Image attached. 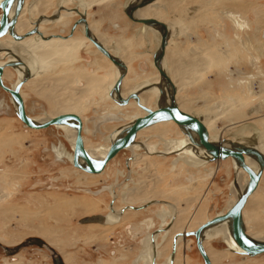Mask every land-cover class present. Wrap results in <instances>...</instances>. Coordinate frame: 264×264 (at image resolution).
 Masks as SVG:
<instances>
[{
  "label": "rangeland",
  "instance_id": "1",
  "mask_svg": "<svg viewBox=\"0 0 264 264\" xmlns=\"http://www.w3.org/2000/svg\"><path fill=\"white\" fill-rule=\"evenodd\" d=\"M61 1L28 0L26 9L38 4L35 17L39 13L51 16L59 9ZM86 1H89L88 18L97 27L98 37L104 38L108 46H115L121 40L126 42L124 53L118 50L132 59L128 82L134 79L140 81L145 74L136 73V70L139 71L138 63L143 59L138 53L144 51L146 46L144 40L140 41L139 24L133 22L125 11V4L129 0ZM77 3L78 0H68L66 4L75 6ZM150 4H153L151 12L157 13H150L151 17L161 18L175 26L171 48H182L181 59L187 65L195 64L193 67L186 66L185 88L179 93L186 102V109L196 113L204 110L209 127L213 130L212 138H231L247 143L259 132L263 139L260 147L264 152V0H158ZM230 11L242 14L249 22L250 29L238 30L227 16ZM29 15V10H26L23 17L27 19ZM79 17H70L66 26L48 23L49 32L68 34ZM77 30L80 38L85 37L81 27ZM3 42L11 46L13 40L8 37ZM153 43L154 49L156 43ZM58 44L50 42L43 46L56 48ZM78 48L62 56L63 61L56 55L45 60L37 56L40 69L23 87L26 109L29 115H35L33 117L82 112L86 146L93 147L89 145L101 143L99 146H103L108 144L112 133L129 122L124 118L125 114L120 113L122 107L115 109L116 106L112 105L114 100L105 99L108 84L115 78L116 67L111 62L106 63L97 58L99 56L90 47H83L73 56L77 59L69 63L73 59L71 54ZM146 58L151 61V55ZM96 59L101 66L96 74H106L107 80L99 92L92 87L79 92L78 87L87 85L81 72L87 74L97 69ZM211 61L214 62L212 65ZM68 77L73 80L69 86L61 83ZM15 79L14 76L8 84H13ZM232 120H236V123L229 126ZM161 130L154 128L143 131L138 140H147L160 150L164 147L165 138L177 136L173 127L166 129V133ZM4 139L8 141L5 140L7 142L2 147L4 152L0 153V173L6 174V182L2 185L7 199L3 204L16 210L7 214L10 216L6 224L0 219V234L10 241L3 242L14 248L30 237H39L50 246L28 245L21 248L15 258H8L7 255L11 254L6 252L4 244H0V264H7L6 261H16L17 264H55L51 248L56 253L60 252L63 260L66 261L65 256L68 257L70 262L66 261V264H133L140 257L143 245L144 252L148 253L145 243L150 239V232L163 225L159 213L168 209L165 218L171 219L173 216L171 206L165 204L172 203L185 218L182 226L193 225L188 228L193 231L196 229V213L203 210L205 219H211L227 212L232 197L231 184L237 178L235 163L231 159L197 166L199 163L188 159L189 156L179 157L181 155L171 153L167 156L155 155L153 158L144 156L143 160L133 163L131 148L122 150L110 161L104 172L89 175L75 167L70 160V155H74L73 146L61 127L36 130L25 126L18 119L9 94L0 88V142ZM184 159L188 162L182 164ZM139 186L153 189L158 196L128 200L123 195L126 190ZM55 198L76 199L82 202V206L63 208L55 212L54 217L49 206L55 203ZM146 200L163 201L148 206L147 210H129L124 218L126 220L112 227L82 222L85 217L107 215L114 201L116 209H120L137 206ZM86 203H90L89 207L83 205ZM244 213L248 233L264 236V174ZM109 217L119 216L112 212ZM37 225L56 229L52 236L56 245L38 232ZM94 235H98V238H94ZM170 237V232L161 234L158 248L171 247ZM177 243L181 250H177L174 264H204L194 236H184ZM207 246L214 250L227 249L222 238L209 239ZM166 249L158 263L166 261L169 252ZM219 253L217 255L223 254ZM146 259L145 256L142 258L143 264H149ZM214 264H264V253L245 258L230 252L228 257L217 259Z\"/></svg>",
  "mask_w": 264,
  "mask_h": 264
},
{
  "label": "bare ground",
  "instance_id": "2",
  "mask_svg": "<svg viewBox=\"0 0 264 264\" xmlns=\"http://www.w3.org/2000/svg\"><path fill=\"white\" fill-rule=\"evenodd\" d=\"M77 1V0H76ZM146 1H150V0H133L132 2H130L126 7H125V11L126 13L129 15H131L133 18L135 19H155V18H145V15L148 14L147 12H149L150 10L148 8H145V7H139V4L142 3V2H146ZM156 2L158 0H155ZM154 1V3H156ZM17 2V3H16ZM68 2V0H63L61 2V6H68L66 3ZM89 2V1H88ZM86 0H78V3L76 5H79V7L81 8H86L87 6L89 7V3H88ZM24 3H25V0H24ZM70 3V2H69ZM1 4V2H0ZM148 5H151V4H148ZM147 5V6H148ZM153 5V4H152ZM38 7V6H37ZM13 10H12V9ZM24 6L22 7L21 9V12L23 14L24 10H23ZM143 8V9H142ZM145 8V9H144ZM19 9V5H18V0H15L12 5L10 6V10H12L11 14H15V12ZM63 8L59 7V9L57 10L58 12L61 11ZM1 10V8H0ZM23 10V11H22ZM85 10V9H84ZM56 11V12H57ZM57 12V13H58ZM73 12H76L80 15H83L85 16L86 18V21L87 22H83L82 24L78 25L74 32L71 34V31H72V28H71V31H70V34L68 36H64L62 34H51L50 36H45L39 29V31L41 32V34H33L34 36L30 35L28 36L27 38H24L22 40H15L13 38V42H14V45L11 46V47H8L6 45H4V42L2 41L1 44H0V47L1 49H5L9 52V55L11 57V59L17 57L20 58L24 63H20V62H13V61H8L6 62L5 64H3L4 66L6 67H11V68H19L21 69L24 73H25V77L22 78V79H19L17 84H19L22 80H25L28 78V80L26 82H28L32 76H33V73H30L29 69L30 70H33L35 69V72H38L39 69H40V62H39V58L37 57L38 55L41 57L40 59L42 60H45V59H50L52 56L51 55H57L58 57H62V56H66L67 53L71 50H76L78 47H79V42L77 40H74L72 42H64L62 41V38H65V37H72L75 33V31L81 27V25H84V36H86L85 34V30H86V25H88L92 35L94 36V38L99 42L101 43L98 38L96 37V35L94 34L95 32H93L91 28V24L89 25V22H88V19H87V16L85 13H81L79 12L78 9H73ZM242 15V14H241ZM240 15V13H235V12H227V16L231 19V21H233L235 27L238 29V30H245V29H250V24L248 21H246L242 16ZM261 15V14H260ZM143 16V17H142ZM54 17H52L53 19ZM61 20L63 19V16L60 17ZM80 18V17H79ZM130 19L135 22V23H139V24H142L143 25V28L141 29L140 32H143L145 34H147L149 37V40L150 39H153L156 43L160 44L159 47L157 48V50L153 53V56L155 55V57H158L160 56L161 54V47H162V44L164 43L165 44V50H166V47L168 45V41L170 39V35H171V28H170V25L164 21H161L159 19H156V20H153L152 23L150 24H143V23H140V22H136L135 20H133L131 17ZM41 22V19L38 20V22L36 21L34 23V26L35 28L37 27L38 28V25L39 23ZM164 24H167V28L163 25ZM32 24V23H31ZM148 26V27H147ZM30 28V24H28L27 21H23L21 20V18L19 19V22L16 26V30L18 32V34H24V33H21L22 31L24 32L25 30H28ZM261 28V27H260ZM42 31L44 32V30L46 28H41ZM92 29V30H91ZM174 30V29H173ZM259 30V29H258ZM261 30V29H260ZM166 34V35H165ZM8 35V34H7ZM35 35H38V37H35ZM165 35V36H164ZM6 36V35H5ZM48 38L49 39H53L54 37L55 38H61L59 39L60 41H58L60 44H58V47L56 48H50V47H47V46H43V44L45 45L46 43H50L52 41H47V40H43L45 38ZM75 38V37H74ZM88 38V37H87ZM100 38V37H99ZM90 40V38H88ZM64 40V39H63ZM69 40V39H68ZM71 40V39H70ZM101 40V38H100ZM162 40V41H161ZM92 42V41H91ZM93 43V42H92ZM94 44V43H93ZM102 44V43H101ZM124 43L120 42L118 43L117 45L115 46H108L106 45V47L108 49H110L112 51V53H116L114 55L118 56L119 54V46H122ZM263 44V43H262ZM95 45V44H94ZM103 45V44H102ZM104 46V45H103ZM105 47V46H104ZM97 48V47H96ZM98 49V48H97ZM99 50V49H98ZM165 50H164V55H165ZM1 51V50H0ZM93 51L95 54H97V58H100L102 60H106L103 53L101 52H98L97 50H91ZM90 51V52H91ZM110 51V52H111ZM2 54V53H1ZM6 55V54H4ZM8 57V56H7ZM120 57V56H118ZM108 58V57H107ZM121 58V57H120ZM5 59V58H4ZM16 59V58H15ZM68 59V58H66ZM109 59V58H108ZM122 59L124 60V57H122ZM110 60V59H109ZM164 56L163 58L160 60V64H161V67H162V70L165 72L166 76L168 75L167 71H166V60H164ZM111 61V60H110ZM71 62V61H69ZM97 62L98 66H97V69H95L94 71H91L93 72V74L90 72V73H87L85 74V72H81L82 74V77L85 79L84 81H86V86H82V87H78L77 89L79 90V92L81 91H86V89L88 88H91L92 89H96V91L102 89L105 81L107 80L106 78V75H100V74H96L97 72L95 71H98L101 66H99V61L98 59H96L95 63ZM106 62V61H105ZM107 62H109L107 60ZM106 62V63H107ZM125 62V60H124ZM126 63V62H125ZM65 64V63H63ZM116 65V64H114ZM127 65V64H126ZM28 66V67H27ZM117 66V65H116ZM5 67V68H6ZM95 67V66H94ZM192 67V66H191ZM117 71V70H116ZM11 72V71H10ZM16 72V71H15ZM17 72L19 73V77L22 76L21 72L19 70H17ZM125 72V76H124V79L125 77L127 76L128 74V65H127V69L124 70ZM96 75H95V74ZM121 73V69L119 68V75ZM160 73V72H159ZM93 75V76H92ZM118 75V77H119ZM18 76V75H17ZM102 76H105L102 77ZM169 76V75H168ZM117 77V79H118ZM21 78V77H20ZM67 79H71V77H68V78H65L62 80L61 83H64V85H67L69 86V84L72 83V79L71 81L67 80ZM123 79V81H124ZM123 81H122V85H123ZM25 82V83H26ZM24 83V84H25ZM16 84V85H17ZM23 84V85H24ZM61 85V84H60ZM156 87L159 88V91H160V97L163 98V96L165 95L164 94V86L166 88L169 89L170 93L172 94L173 93V89L172 87L168 84V82L166 81V78L165 77H161L160 75V83L159 84H156L154 85ZM23 87V86H22ZM145 87V86H144ZM14 88V87H13ZM22 89V88H21ZM114 90V89H113ZM112 90L111 92V97L112 99L115 101V103H117L116 101V93ZM99 92V91H98ZM142 92H146L145 91H142ZM106 93H107V90H106ZM105 93V94H106ZM132 92H130L131 94ZM176 93H177V90H176ZM170 94V95H171ZM22 96L24 97V94H23V91H22ZM107 96V94H106ZM171 97V96H170ZM13 98V97H12ZM103 99V98H102ZM172 98H170V101H171ZM199 100V99H198ZM131 101H135L136 100H130L129 104L131 103ZM137 103V102H136ZM141 103H143L142 99H141ZM170 103V102H169ZM168 103V104H169ZM176 103L178 104L177 102V99H176ZM59 104V103H58ZM62 104L61 106L64 107V104L63 103H60ZM118 104V103H117ZM128 104V105H129ZM166 103H163L162 101L159 102V105L156 107H160V106H164V105H168ZM119 106H122V107H125V106H128V105H120L118 104ZM138 107L140 108L139 104L137 103ZM145 105V104H144ZM180 105L184 108H187L185 107L186 105V102L185 101H181L180 102ZM147 106V105H146ZM179 106V104H178ZM200 107V106H199ZM154 108V109H156ZM195 108V107H194ZM61 109H65V108H61ZM142 109V108H140ZM181 109V108H180ZM27 110V109H26ZM143 111V110H142ZM184 111V110H183ZM15 112H16V102H15ZM65 113V112H63ZM17 114V113H16ZM61 114V113H59ZM191 114L197 116L198 118L202 119L203 122H205V124L207 125L208 129H210L209 127V124H208V121L205 120L206 118L200 114H196L195 112H192ZM58 114H56L55 116H57ZM18 116V115H17ZM54 116V117H55ZM19 118V117H18ZM51 118H53V116H44V117H33V119L37 122H44V121H47V120H50ZM20 119V118H19ZM83 119V118H82ZM208 119V118H207ZM134 120V119H133ZM132 120V121H133ZM132 121L128 122V124H126L125 126L129 125ZM83 123H84V120H83ZM159 123V122H158ZM157 124V123H156ZM169 124H175L174 121L170 120V121H166V122H160L157 126L153 127L158 129V130H161L162 129V126H169ZM177 124V123H176ZM175 124V125H176ZM52 126H56L57 127H61L64 131H65V137H67L69 140H71V143H72V146H73V150H74V141L76 142L75 140V136H76V130L75 128H73L72 126L70 125H66V124H61V125H52ZM124 126V127H125ZM153 126V125H152ZM177 127L179 126L178 124L176 125ZM28 127V126H27ZM51 127V126H50ZM122 127L121 129H119L118 131L112 133L110 135V141L108 139L107 143L108 144H105L103 146H99V147H87L86 144H85V147H87L88 151L90 152V154H92L94 157H97V158H103L107 152L109 151L110 149V146L112 144V142L118 138V136L120 135V133L122 132L123 128ZM151 127V126H150ZM30 128V127H29ZM180 130L181 131H177V133L179 134V137H176V138H171L170 140H166L164 142V147H162V149H158L156 146L152 145V147L155 149L154 151L152 152H148L147 154L146 153H139L138 156H136V158H134V162L133 163H136V162H139L140 160H143L144 159V156H151L152 158L154 156L152 155H149V154H155V155H164V156H167L171 153H175L177 156L181 155V156H189L191 157L193 160H197V161H200L201 164H196L197 166L199 165H206V164H210L211 162H218V161H223V160H227V159H231L232 161H235V164H236V172H237V178H236V181H234L232 184H231V187H232V197H231V200L229 202V207H228V210L237 202V200L241 197V195L246 191L247 189V186H248V183H249V175L248 173L240 166V164L235 160L233 159L232 157H229V158H226V159H222V160H218V161H211L210 160V154L208 153V151L203 148L202 146H199L195 143V140H197V134L192 131V130H187V129H183L182 127H180ZM30 129H34V128H30ZM36 130H41V129H36ZM166 129H162L161 131H165ZM178 130V129H177ZM257 132L259 131L258 129H256ZM83 131H84V127H83ZM64 133V132H63ZM84 136V134H83ZM260 133L258 132L257 133V136L254 137L252 140L248 141L247 143H242L238 140H233V139H229V138H222V139H219V138H211L212 141L214 142H220L222 144H224L225 146L227 147H230V148H236L237 146L239 147H242V148H246V149H251L252 152H249V153H245V161L246 163L251 166L253 169H255L256 171H259L260 170V163H261V159L257 156V153H261L263 156H264V152L261 150V147L260 145L263 143V139L260 137ZM165 139H168V138H165ZM7 139H4L3 141L0 142V153H3L4 152V148H2L6 142L8 141H5ZM84 143H85V139H84ZM147 144V143H146ZM141 148L143 147V145H141V143L139 142H134L130 147H128L127 149L129 150L130 148L133 150V152L135 153V150L136 148ZM150 148V147H149ZM152 149V148H150ZM126 150V149H124ZM151 151V150H150ZM135 156V155H134ZM71 159V161H73V158L74 156L73 155H70L69 157ZM62 159V158H60ZM80 162L82 163V160L80 159ZM73 163V162H72ZM189 165V164H188ZM108 166V165H107ZM106 166V168H107ZM136 166V165H135ZM105 168V169H106ZM77 169V168H76ZM79 170H81L80 168H78ZM147 169V168H146ZM84 171V170H82ZM86 172V171H85ZM104 172V171H103ZM88 173V172H87ZM93 174V173H91ZM100 174V173H99ZM263 174H264V171H263ZM5 176L6 174H2L0 173V219L3 220V223L6 224L9 216L7 214H10L12 211L14 212L16 210V208L14 209L13 207H6L4 206L3 204V201H5L7 199V195L5 194L4 192V187L2 185V183H5L6 181L4 180L5 179ZM263 177V175H262ZM142 183V182H141ZM260 184V183H259ZM146 187V185H145ZM259 187V186H258ZM258 189V188H257ZM256 192V191H255ZM254 192V193H255ZM253 193V194H254ZM252 194V195H253ZM123 195L128 199V200H132V199H136V198H147V197H157L158 196V193L154 192L153 189L151 190H147L145 188H143L142 186H139V187H132L130 188L129 190H126L125 192H123ZM252 195L249 197L248 201H247V204L246 206L251 202V198H252ZM162 200H158V201H152V202H149L147 205L145 206H141V207H134V206H127V209L126 210H133V209H138V208H147L151 203H159L161 202ZM113 203V202H112ZM53 205L49 206V211L51 213L52 216L55 217V214L63 209V208H69V209H75L77 207H80L82 206V202H80L79 200H76V199H60V198H55V203H52ZM85 207H89L90 203H86V204H83ZM169 205L171 206H174L172 203H170ZM245 206V207H246ZM112 208V206H111ZM125 209V208H124ZM123 210H120L119 209H116V206L114 207V213L116 214H119V213H122ZM245 209V208H244ZM227 210V211H228ZM56 212V213H55ZM128 211H125L123 216H121L123 219L125 218V215L127 214ZM204 211H200L199 213H196V228L200 225H202L203 223L206 222V220H209V219H205L204 217ZM226 213V212H225ZM224 214V213H222ZM120 215V214H119ZM220 215V214H218ZM96 216V215H95ZM183 216V215H182ZM181 216V212L177 210L176 214H175V218L172 219L171 223L172 226H171V230H173V232H177V233H174V234H171V239L173 237H175L177 234L179 233H183V236H178L177 237V242L179 241V238H183L184 236H186L184 233L188 232V228L192 227L191 225H188L187 227L185 226H182V222L184 221V217ZM243 216H244V224H245V229H246V232L248 231L247 230V227H246V219H245V213L243 211ZM58 218V216H56ZM195 218V217H194ZM117 220L116 219H112L111 221L109 220V216L108 215H104V219L101 220V221H97V222H84V223H90V224H95L97 225L98 227H107L108 226H111L114 225L115 221ZM120 220V219H119ZM193 220V218H192ZM58 221V220H57ZM174 221V222H173ZM193 222V221H192ZM38 227V225L36 226ZM35 227V228H36ZM38 232L43 234V235H46L47 238L49 239L48 241L51 243V244H55L52 236H54L55 232H56V229L54 227H47L46 225H41L38 227ZM105 231V229H103ZM2 231V227L0 226V233ZM94 231V230H93ZM37 232V233H38ZM94 233V232H93ZM98 233V232H97ZM6 234V233H5ZM40 234V235H41ZM99 235V234H98ZM98 235H94V238H98ZM248 235L255 241H263L264 242V236H262L261 234L259 233H255V234H250L248 233ZM100 236V235H99ZM187 237V236H186ZM201 238L204 242V245L206 247V250L212 260V262L214 263L215 260L217 259H223V258H226L228 253L226 254H222V255H217V254H220L219 252H217V250L213 249L212 247H209L207 246V243H208V240L209 239H212V238H222V240H224V242L228 245V250L229 252H236L238 254H241V255H244V256H250V255H246L243 252V250L239 247V245L237 244L236 240L234 239V237L232 236V233H231V220L230 219H227V220H224L222 222H218L216 224H213V225H210L208 227H206L202 233H201ZM0 240L1 241H4L6 243H9L7 241V239L3 236H1L0 234ZM152 240H153V237H152ZM45 241V240H44ZM171 240H169L170 242ZM46 242V241H45ZM177 242H176V249H177ZM47 243V242H46ZM46 245H49V244H46ZM56 245V244H55ZM50 246V245H49ZM173 246H174V240H173V244H172V252L170 254V264H171V259L173 258V264H174V260H175V257H176V251L175 253L173 254ZM54 249V248H53ZM166 249V248H165ZM165 249H160L159 252H158V255L157 257H160L162 256L165 252L164 250ZM168 249V248H167ZM166 249V250H167ZM52 250V249H51ZM167 252V251H166ZM260 255V254H259ZM164 256V255H163ZM257 256V255H256ZM66 261L68 262L69 259L68 257H66ZM124 258V257H122ZM7 264H17V262H11V261H6ZM70 262V261H69ZM151 263L152 264H156L155 263V260H154V257H153V260L151 259ZM101 264H104V263H101Z\"/></svg>",
  "mask_w": 264,
  "mask_h": 264
},
{
  "label": "water",
  "instance_id": "3",
  "mask_svg": "<svg viewBox=\"0 0 264 264\" xmlns=\"http://www.w3.org/2000/svg\"><path fill=\"white\" fill-rule=\"evenodd\" d=\"M15 0H2L0 4V8L2 10V15L0 17V39L5 35L9 34L15 40H22L33 34H41L38 28H33L26 32L25 34H18L15 30L16 23L18 21V17L20 15L21 9L24 6V0H18L19 9L15 12L13 16L10 15V6ZM155 0H150L146 2H142L139 4V7H145L148 4L154 2ZM136 22H140L143 24H150L153 20L156 19H135L130 14L128 15ZM83 22H87L85 16L80 15L73 26L71 34L74 32L75 28L82 24ZM163 25L167 28V24ZM85 34L90 40L95 44V46L105 55L107 56L114 64H116L120 69L121 73L114 85V92L116 93V101L120 105H128L130 100H136L139 104L140 108L145 112L144 115H141L135 118L129 125L125 126L118 136L115 139L107 154L103 158L94 157L90 152L86 149L84 143L83 136V119L82 117L74 112L61 113L57 116L51 118L50 120L44 122L35 121L27 112L25 100L21 94V88L23 84L28 80H22L19 84H17L14 88L5 84L3 75L5 71L4 65H0V87L5 91L9 92L16 102V113L20 120L28 127L34 129H46L52 125H61L66 124L70 125L76 130V142L74 146V158L73 165L81 170H84L88 173L99 174L102 173L106 166L113 160L122 150L130 147L138 137V133L148 128L158 122L162 121H174L180 127L187 130H192L197 134V140L195 143L199 146L205 148L210 154L211 161H218L222 159H226L232 157L235 159L240 166L248 173L250 179L247 186L246 191L241 195V197L237 200V202L224 214L216 215L213 218L207 220V222L200 225L196 230L188 231L185 233L186 236H194L196 240L197 248L203 258L204 264H213L212 260L206 250L204 242L201 238L202 231L213 224L218 222H222L224 220H231V233L234 239L236 240L239 247L243 250L242 253L250 256H256L264 253V242L263 241H255L253 240L245 229L244 224V216L243 211L247 204L249 197L257 190L259 183L262 179L263 171H264V156L261 153H257V156L261 159L260 170L256 171L251 166H249L245 161V153L252 152L251 149H246L237 146L236 148H230L225 146L220 142H214L210 138V132L207 125L203 122L202 119L197 116L185 112L176 103V86L172 81L170 76H166L165 72L162 70L160 60L164 56L165 44H162L161 54L158 57L154 56V62L156 67L158 68L161 77H165L168 84L172 87L173 93L171 94V101L168 105L160 106L156 109L148 107L141 103V98L138 92L134 91L129 94L127 97H124L122 94V81L125 76L124 70L127 69V65L124 60L112 52H110L106 47H104L101 43H99L94 36L92 35L88 25H86ZM166 35V34H165ZM164 35V36H165ZM49 39V37L45 38ZM82 160V163L80 162ZM104 219L102 215H96L91 217H85L82 219V222H97ZM183 236V233H179L174 237V246H173V254L176 251V242L177 237ZM1 244V243H0ZM46 245L47 243L39 237H30L26 241L22 242L20 245L9 248L5 246L6 252L9 254L15 253L19 251L21 248L28 245ZM51 248V247H50ZM55 255L57 253L53 248H51ZM55 264H65L61 259H57L54 261ZM171 264H173V258L171 259Z\"/></svg>",
  "mask_w": 264,
  "mask_h": 264
},
{
  "label": "flooded vegetation",
  "instance_id": "4",
  "mask_svg": "<svg viewBox=\"0 0 264 264\" xmlns=\"http://www.w3.org/2000/svg\"><path fill=\"white\" fill-rule=\"evenodd\" d=\"M0 2H2V0H0ZM17 3V2H16ZM28 5V0H25V3H24V8H23V10H24V12L26 11V10H29V12H30V15H29V17L26 19V18H24L23 17V15H24V12H23V14L22 13H20V15H19V17H18V21H17V23H16V26H17V24H18V22H19V19L21 18V20H22V22L23 21H27L28 22V24H30V28L28 29V30H26V32H28L29 30H31V29H33V28H35V26H34V23L37 21L38 22V20H40L41 19V22L39 23V25H38V29L45 35V36H50V34H48L49 33V26H48V23L50 24H62V25H65L69 20H70V17H72V16H74V15H79L78 13H76V12H73V9H78L79 10V12H81V13H85L86 14V16H88L87 15V8H88V6L86 7V8H81V7H79V5H75V6H71V7H69V6H61L60 5V7L61 8H63L61 11H57V12H55L53 15H51V16H49V15H46L45 13H43V14H39L38 16H36L35 17V15H36V13L37 12H35V10L37 9L38 10V8H37V6H36V4H33V5H30L29 7H28V9H26V6ZM12 9V8H11ZM14 9V8H13ZM12 9V10H13ZM85 9V10H84ZM12 10H10V15L11 16H13L14 14H11V12H12ZM22 10V11H23ZM1 15H2V10H0V17H1ZM61 16H63V19L61 20ZM52 17H54L53 19H52ZM145 18H151V17H145ZM25 19V20H24ZM32 23V24H31ZM169 24V23H168ZM170 25V24H169ZM16 26H15V30H16ZM45 27H47V29L46 30H44V32L42 31V29L41 28H45ZM148 27V26H147ZM81 28H82V33L84 34V25H81ZM170 28L172 29L173 27H172V25H170ZM92 30V29H91ZM93 31V30H92ZM16 32H17V30H16ZM26 32H22V33H26ZM94 32V31H93ZM18 33V32H17ZM95 34V33H94ZM143 34V36L141 35V38L144 40V39H148L149 40V36L147 35V34H145V33H142ZM96 35V34H95ZM32 36H34V35H32ZM8 37H10V38H12V40H13V37L12 36H10L9 34L8 35H6V36H4V37H2L1 39H0V44H1V42L2 41H5ZM35 37H38V35H35ZM75 37V38H74ZM96 37L98 38V40L106 47V45H108V43H107V41L106 40H104V38H101V40H100V38L98 37V35H96ZM102 37V36H101ZM27 38V37H26ZM59 39H61V38H53V39H49L50 41H52V43H54V44H57V43H59L58 41H60ZM64 39V40H63ZM69 39V40H68ZM71 39V40H70ZM43 40H47V41H49L48 39H43ZM74 40H78V42H79V48H78V50L77 51H75L74 53H72L71 54V57L73 58V56L75 55V53H77V52H79L83 47H90L92 50H97L98 52H100L97 48H96V46L91 42V40H89L87 37H83V38H80V34H79V32H78V30H76L75 31V33H74V35L72 36V37H65V38H62V41H64V42H72V41H74ZM104 42H103V41ZM14 41V40H13ZM150 41V40H149ZM162 41V40H161ZM106 44V45H105ZM5 45V44H4ZM14 45V42H12V45L11 46H13ZM110 45V44H109ZM160 45V44H159ZM159 45H158V47H159ZM8 46V45H7ZM11 46H8V47H11ZM107 48V47H106ZM108 49V48H107ZM0 65H3V64H5L6 62H8V61H13V62H20V63H24L20 58H18L17 59V57H15V58H13V59H11V57H10V55H9V52L7 51V50H5V49H1V47H0ZM109 51H111L110 49H108ZM112 52V51H111ZM2 53V54H1ZM101 53V52H100ZM114 53V52H113ZM4 54H6V55H4ZM114 54H116V53H114ZM104 55V54H103ZM117 55V54H116ZM8 56V57H7ZM105 56V55H104ZM118 56H120L119 54H118ZM106 57V56H105ZM5 58V59H4ZM60 61H63L62 59L63 58H61V57H59L58 58ZM57 59V60H58ZM106 60L105 61H109V63L111 62V63H113L112 61H110L107 57L105 58ZM104 61V60H103ZM110 63V64H111ZM25 64V63H24ZM114 64V63H113ZM28 67V66H27ZM115 70H117L116 72H117V74H115V78H114V80L112 81V83L109 85L108 84V87H107V96L105 97V99H111V101H113V99H112V97H111V92H112V90H113V88H114V85H115V82H116V80H117V77H118V75H119V67L118 66H116L115 65ZM156 68V67H155ZM17 70H19L20 72H21V74H22V76H20L19 77V73L17 72ZM11 71V72H10ZM16 71V72H15ZM29 71H30V73H33V76H34V72H35V69H33V70H30L29 69ZM94 71V70H93ZM40 73V72H39ZM18 75V76H17ZM104 75H106V74H104ZM15 76V81H14V83L12 84V83H9L8 84V82H10V79L11 78H13ZM32 76V77H33ZM107 76V75H106ZM25 77V73L21 70V69H19V68H11V67H6L5 68V71H4V75H3V79H4V82H5V84L6 85H8V86H10V87H15L16 86V84H17V82H18V80L19 79H22V78H24ZM76 81H77V79H76ZM80 81H82V80H80ZM27 83V82H26ZM25 83V84H26ZM160 83V78L158 79V81L157 82H152V81H150V80H145L144 82H142V83H139L140 84V86L137 88V89H134V90H132L131 92H134V91H136V92H138L139 93V95H140V98H141V94L143 93L142 91H151L152 92V97L151 98H149V101H150V105H147L148 107H151V108H156L158 105H159V102L160 101H162L163 103H166V104H168L169 102H170V91H169V89L168 88H166L165 86H164V96H163V98H161L160 97V91H159V88L158 87H156V86H154V85H156V84H159ZM25 84L23 85V87L25 86ZM79 86V85H78ZM81 86V85H80ZM145 86V87H144ZM23 87H22V89H21V94H22V91H23ZM1 88V87H0ZM124 88H125V82H124V85H122V94H123V96L124 97H127L129 94H130V92L129 93H126V91L124 92ZM3 89V88H2ZM4 90V89H3ZM4 92H6V93H8L9 94V97H10V100H11V102H12V104H13V106H14V108H15V101H14V99L12 98V96H11V94L9 93V92H7V91H5L4 90ZM24 93V92H23ZM24 98V100H25V97H23ZM142 99V98H141ZM176 99H177V97H176ZM177 102H178V99H177ZM131 103H133V104H131ZM131 103L128 105V106H125V107H122V106H119L117 103H115V101L114 102H112V105H117L116 107H115V109H119V108H121L122 107V110L120 111V113H122V114H127L128 113V111L129 112H132V111H134L133 113H138V116H136V117H132V115H129V117L127 116H125L124 118L125 119H127V120H129V122L130 121H132L133 119H135V118H137V117H139V116H141V115H144L145 114V112L144 111H142V109H140L139 107H138V105L136 104V102L135 101H131ZM146 105V104H145ZM124 108V109H123ZM132 114V113H131ZM40 115V114H39ZM42 115H44V114H42ZM81 117H82V112L79 114ZM32 118H33V116H35V115H30ZM38 116V115H37ZM83 118V117H82ZM19 119V118H18ZM20 120V119H19ZM83 120H84V118H83ZM162 122H166V121H162ZM205 123V122H204ZM25 125V124H24ZM26 126V125H25ZM179 127V126H178ZM55 128H56V126H55ZM146 129V128H145ZM61 130V129H60ZM144 130V129H143ZM143 130H141V131H143ZM139 132L138 133V136H141L142 135V132ZM211 131V129H209V132ZM211 133L212 132H210V136H211ZM214 135V134H213ZM212 137V136H211ZM214 137V136H213ZM171 138H173V137H170V138H168V139H165V141L166 140H170ZM216 138V137H215ZM84 139L86 140V138H85V136H84ZM75 140H76V136H75ZM109 141H110V136H109ZM136 142H139V143H141V145H143V147H141V148H136V150H135V153L133 152V158H136V156H138V154L139 153H148V152H152V151H154L155 149L152 147V145H150L149 144V142L147 141V140H143V141H139V140H136ZM147 143V144H146ZM85 144H86V142H85ZM101 144H103V143H101ZM101 144H95V145H89V146H93V147H96V146H99V145H101ZM74 146H75V141H74ZM152 148V149H150V148ZM86 149H87V147H86ZM88 150V149H87ZM151 150V151H150ZM74 151V150H73ZM149 155H152V156H154V157H156L155 156V154H149ZM74 156V155H73ZM61 160V159H60ZM71 160V159H70ZM219 162V161H218ZM234 163H235V161H234ZM235 167H236V164H235ZM85 172V171H84ZM87 173V172H86ZM87 174H89V175H92V176H95V175H98V174H91V173H87ZM117 196H119L118 194H117ZM116 195L114 196L115 198L117 197ZM154 201H158V200H154ZM163 201V200H162ZM149 202H152V201H149V200H146V201H143V203L142 204H139V205H137V206H135L134 205V207H141V206H145V205H147ZM160 203V202H159ZM159 203H151L149 206H151V205H153V204H155V205H158ZM165 205H169V204H165ZM111 206H112V208H111ZM111 206H110V210H111V212H109L107 215L109 216V214L110 213H112V212H114V207H115V201L113 202V203H111ZM171 206V205H170ZM125 208V209H124ZM169 208V207H168ZM171 208H172V210L170 209V212H171V214H173V216L171 215V219H173V217L175 218V214H176V212H177V209L174 207V206H171ZM121 209L123 210L124 209V211L122 212V213H119L118 214V216L119 217H117V220L115 221V223H114V225H116L117 223H121V222H123V221H125L121 216H123V214H124V212L125 211H129V210H126L127 209V206L125 207H123V208H120L119 210H120V212H121ZM144 209H146L147 210V208H144ZM134 210V209H133ZM167 211H169L168 209H166V210H163V211H161L162 212V214H161V212L159 213V216L162 218V222H161V225L162 226H160L156 231H154V232H150V239L148 240L147 238V241H146V243L145 244H147V249H148V253H146V252H144V250H143V247H144V245H143V247H142V249L140 250V257L136 260V262L135 263H133V264H143V261H142V258L145 256V257H147V262H149V264H152L151 263V259L153 260V257H154V260H155V263L156 264H170V254H171V252H172V246L170 247L169 245H168V253H167V255H166V257H167V259H166V257H165V259H166V261L165 260H162L160 263H158V259L160 258V257H162V256H160V257H157V255H158V252H159V250H160V248H158V246H159V242H158V240H159V237L161 236V234H166V233H169L170 232V236H171V234H174V233H177V232H173V230H171V226H172V224L173 223H171V219H169V218H165L166 217V212ZM116 214V213H115ZM112 219H116V217H109V220L111 221ZM120 219V220H119ZM174 222V221H173ZM206 222H207V220H206ZM149 226V225H148ZM199 227V226H198ZM197 227V228H198ZM196 228V229H197ZM196 229H194V230H196ZM159 230H162V231H159ZM247 233H248V231H247ZM185 234V233H184ZM149 235V234H148ZM152 237H153V240H152ZM169 240H171L170 242H172V244H173V240H174V237L171 239V237H170V239ZM179 240H180V238H179ZM150 241V242H149ZM0 243L1 244H4L6 247H9V248H11L10 246V244H5L3 241H1L0 240ZM22 243V242H21ZM20 243V244H21ZM20 244H18V245H20ZM17 245V246H18ZM50 245V244H49ZM38 246H46V245H38ZM52 246V245H51ZM53 247V246H52ZM227 248H228V245H227ZM162 249V248H161ZM22 250V249H21ZM21 250H19V251H17V252H15V253H12L11 255H7V257L8 258H15L20 252H21ZM177 250H181V246L180 245H178V243H177V249H176V254L178 253L177 252ZM56 252V251H55ZM217 252H223V254H226V253H228V254H230V252H229V250L228 249H223V250H217ZM59 253V254H58ZM57 253V255H55L54 254V252L52 251V257H53V260L55 261V260H57V259H61V261H63L65 264L67 263L65 260H63L62 259V257L60 256L61 255V253L60 252H58ZM232 253H236V252H232ZM9 254V253H8ZM150 254V255H149ZM244 256V255H243ZM227 257H228V255H227ZM249 257H253V256H249ZM245 258H247V256H245ZM175 259H176V257H175ZM165 261V262H164ZM13 262H15V261H13ZM174 263H175V260H174ZM213 263V262H212ZM214 264V263H213Z\"/></svg>",
  "mask_w": 264,
  "mask_h": 264
},
{
  "label": "crops",
  "instance_id": "5",
  "mask_svg": "<svg viewBox=\"0 0 264 264\" xmlns=\"http://www.w3.org/2000/svg\"><path fill=\"white\" fill-rule=\"evenodd\" d=\"M63 1V0H62ZM61 1V2H62ZM133 0H129L126 4H125V7L127 6V4H129L130 2H132ZM61 2H60V4L58 5L59 7H60V5H61ZM36 6H38L39 7V5L38 4H36ZM151 6L152 5H148V6H146L145 8H148L149 10L151 9ZM69 7H71V6H69ZM124 7V8H125ZM157 7H160L159 5L157 6ZM156 7V8H157ZM144 8V9H145ZM143 9V8H142ZM55 13V12H54ZM53 13V14H54ZM148 14H146L145 15V17H151L149 14L150 13H153V14H155V15H157V13L155 12V11H153V12H151V10L149 11V12H147ZM39 14H42V13H39ZM38 14V15H39ZM47 15V14H46ZM87 15H88V12H87ZM154 16V15H153ZM143 17V16H142ZM151 18H153V17H151ZM87 19H88V22H89V25L91 24L92 26H91V28L93 29V31L95 32V34L96 35H100V34H98V32H97V27L94 25V23L93 22H91L90 20H89V18H88V16H87ZM159 20H161V21H164V22H166V23H169L170 25H172V29H171V35H170V39H169V41H168V45H167V47H166V50H165V55H164V60H166V63H165V65H166V71H167V73H168V75L170 76V78L172 79V81L175 83V86H176V90H177V93H176V97H177V99H178V104H179V107L182 109V110H184L185 112H188V113H192V112H195V111H192V110H189V109H186V108H184V107H182L181 105H180V102L181 101H183L184 99L183 98H181L180 97V91H182L184 88H185V85H184V83H186V80H187V78H186V76H185V72H186V66H195V64H189V65H187L185 62H184V59L182 58L181 59V49L182 48H180V47H175L174 49H172L171 48V46H172V44H173V42H172V36L174 35V28H175V26H174V24H172L171 22H169V21H165V20H162L161 18H158ZM69 22H70V20L65 24V25H63V26H66V25H68L69 24ZM139 24V23H138ZM54 25H56V24H54ZM57 25H62V24H57ZM139 36H140V41L141 40H143L142 38H141V35L143 36V32H140L141 31V29L143 28V25L142 24H139ZM72 28V27H71ZM70 31H71V29H70ZM70 31H69V33L68 34H62V33H57V32H49L48 34H62V35H64V36H68L69 34H70ZM24 32H26V30L24 31ZM233 40V39H232ZM120 42H122V43H124L122 46H120L119 47V49L120 50H122V53H124L123 51L124 50H126L127 49V47H126V42H124V41H120ZM144 42H145V46H146V48H145V50L144 51H142V52H139L138 54V56H142V58L143 59H141L140 60V62L138 63V68H139V71L138 70H136V73H142V76H143V74H145V76L144 77H141V79H140V81H136L135 79L133 80V82H128V80H127V77H128V75H129V73H130V60H132V59H130V58H128L127 57V55L126 54H124V55H122V53H121V51H120V53H119V55H120V57L122 58V57H124V60H125V62H126V64L128 65V74H127V76L125 77V79H124V81H123V85H124V82H125V88H124V92L126 91V93H129V92H131L132 90H134V89H137L139 86H140V84L139 83H142V82H144L145 80H150V81H152V82H157L158 81V79L160 78V73H159V70H158V68L156 67V65H155V62H154V56H153V53L157 50V48H158V43H156L153 39H150V41L148 40V39H144ZM153 42H155L156 43V45H155V48L153 49ZM175 45H177V44H175ZM144 45H141L140 47H143ZM123 48V49H122ZM76 54V53H75ZM146 54V55H145ZM148 55H151V61L149 62L148 60H147V58H146V56H148ZM57 56V55H56ZM75 56V55H74ZM134 58V57H133ZM77 58H75V57H73V59H72V61L71 62H69V63H73V61L74 60H76ZM163 60V61H164ZM181 60V61H180ZM212 63L210 64V65H212L214 62L213 61H211ZM68 64V63H67ZM66 65V64H65ZM64 65V66H65ZM198 66V65H197ZM156 67V68H155ZM155 69H157V70H155ZM93 70H95V69H92L91 71H93ZM90 71V72H91ZM207 72H209V70H206ZM205 71V72H206ZM90 72H88V73H90ZM95 72H97V71H95ZM156 72V73H155ZM199 72V71H198ZM206 72V73H207ZM92 74H93V72H91ZM115 74H117V72H116V70H115ZM149 75H151L152 77H149ZM154 77H156L155 79H154ZM136 81V82H135ZM153 95H152V92L151 91H146V92H143L142 94H141V98H142V101H143V103L144 104H146V105H150V101H149V98H151ZM198 102V101H197ZM238 103V102H237ZM131 104H133V103H131ZM137 104V103H136ZM115 105V104H114ZM115 106H117V105H115ZM196 113V112H195ZM196 114H200V115H202L203 116V118L205 117L206 119L205 120H207V114L206 113H204V110L202 109L201 110V112H199V113H196ZM129 115H132V117H136V116H138V113H132V114H130V112H128L125 116L127 117H129ZM84 118V117H83ZM160 123V122H159ZM159 123H157V124H154L153 126H151V127H148V128H146V129H144L143 131H146V130H149V129H153V127H155V126H157ZM236 123V120H232V122L230 123V125L229 126H231L232 124H235ZM176 124V123H175ZM175 124H169V126H162V128H166V129H168L169 127H173L174 128V131L177 133V131H181L180 130V128L179 127H177ZM228 126V127H229ZM84 128H85V124H84ZM178 129V130H177ZM219 130V129H218ZM143 131H141V132H143ZM213 130H211L210 132H212ZM219 131H223V130H219ZM167 132V130H165V131H163L162 133H166ZM163 135V134H162ZM161 135V136H162ZM166 135V134H165ZM139 137L140 136H138L137 137V140L139 139ZM176 137H179V134L177 133V136ZM176 137H174V138H176ZM221 137H223V134L221 135ZM234 140V139H233ZM179 157H182V156H179ZM188 159H192L191 157H189ZM183 160V159H182ZM193 160V159H192ZM185 161H187L188 162V160L187 159H184V161H182V164H185ZM193 162H198L199 164H201V162L200 161H197V160H193ZM253 196V195H252Z\"/></svg>",
  "mask_w": 264,
  "mask_h": 264
}]
</instances>
